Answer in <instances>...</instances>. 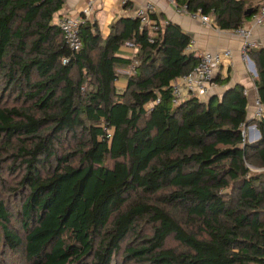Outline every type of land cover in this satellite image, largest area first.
<instances>
[{
	"label": "trees",
	"instance_id": "16d2710c",
	"mask_svg": "<svg viewBox=\"0 0 264 264\" xmlns=\"http://www.w3.org/2000/svg\"><path fill=\"white\" fill-rule=\"evenodd\" d=\"M173 1L210 16L221 31L248 26L264 7V0ZM63 2L0 0L1 92L28 105L0 106V163L6 155L14 159L8 171L23 168L12 190L18 206L0 198V257L12 264H117V257L123 264H264V117L256 121L259 139L248 143L243 87L173 105L172 83L196 64L178 25L162 26L152 15L150 33L124 17L103 39L86 19L72 56L57 26ZM128 42L139 47L138 66L119 91L117 71L131 61L118 52ZM247 55L264 104V50ZM69 140L74 146L60 154ZM139 223L149 234L125 243Z\"/></svg>",
	"mask_w": 264,
	"mask_h": 264
},
{
	"label": "crops",
	"instance_id": "0c3cea01",
	"mask_svg": "<svg viewBox=\"0 0 264 264\" xmlns=\"http://www.w3.org/2000/svg\"><path fill=\"white\" fill-rule=\"evenodd\" d=\"M146 3L154 5L155 15L159 19L160 24L164 25L166 21H169L178 25L185 34L195 41L196 49L208 52L225 50L231 52V58H226L223 64L215 71V82L218 89L214 94L220 96L226 88L240 85L247 92L248 110H251L254 96L257 95L254 85V80L257 77L256 67L248 57L247 52L246 55L249 61L245 62L243 60L241 51L242 40L235 36L232 31L216 30L213 26L202 27L198 21L192 20L188 16L177 14L173 4L165 0H64L59 17L79 16L84 8L89 7L90 15L88 20L97 23L101 37L105 39L109 35L111 24L120 18L130 17L134 10ZM251 43L253 45L252 48L264 50L263 29L255 31ZM118 56L130 60L133 52L124 45L120 48ZM127 69H129V66ZM117 73L119 77L116 81V87L119 91H122L127 84L128 76L126 77L125 75L129 74V72L124 69L118 70ZM225 79L228 80L226 85L221 83ZM249 117L250 111L248 113ZM256 138V133L250 132L246 141L253 143Z\"/></svg>",
	"mask_w": 264,
	"mask_h": 264
},
{
	"label": "built area",
	"instance_id": "2783aa9c",
	"mask_svg": "<svg viewBox=\"0 0 264 264\" xmlns=\"http://www.w3.org/2000/svg\"><path fill=\"white\" fill-rule=\"evenodd\" d=\"M173 4L175 11L179 15L188 16L192 20L198 21L202 27H215L210 16L202 15L200 11L196 13H188L185 7L177 8L173 0H165ZM155 7L152 3H146L131 13L130 18L139 21V31L147 28L150 33L157 30L156 23L151 20V16L155 15ZM89 7L84 8L79 16L60 17L57 20V26L63 36L64 42L70 53L75 55L81 49V39L79 36V27L89 18ZM163 26V25H162ZM216 30H219L215 27ZM257 29L264 30V7L259 10V13L252 18L251 24L244 27H239L232 30V33L241 38L242 40V55L245 62L249 61L246 52L252 48L251 40L254 37ZM151 35V34H150ZM125 46L132 50L133 56L129 66V76L135 74V69L138 62L135 60V54L138 50V45L134 43H126ZM186 51L196 58V64L191 71L175 80L171 85V102L173 105H178L180 102L189 98H195L199 101H205L215 92L218 86L215 82V71L223 64L224 60L231 58V52L228 50L221 52H208L196 49L195 41L190 40L187 45ZM68 62L67 58L62 59V64ZM243 95L247 96V92L243 90ZM159 100L151 103L147 109L157 105ZM264 117V104L259 98L254 96L252 108L250 110V117L248 118L251 123L247 127H242V136L247 140V135L250 132H258L256 121H260ZM259 136H257L258 140ZM256 139L254 140L257 141Z\"/></svg>",
	"mask_w": 264,
	"mask_h": 264
},
{
	"label": "rangeland",
	"instance_id": "374dc122",
	"mask_svg": "<svg viewBox=\"0 0 264 264\" xmlns=\"http://www.w3.org/2000/svg\"><path fill=\"white\" fill-rule=\"evenodd\" d=\"M251 4H256L259 2V0H249ZM56 20V18H55ZM162 25V24H160ZM128 72L130 71L129 69H126ZM126 77L129 76V74L125 75ZM14 95L12 94L11 91H6V88L1 92V87H0V106L1 107H7L10 108L12 106H15L17 108H25L28 105L23 103L22 101H16L13 100ZM259 139V138H258ZM257 140V138H256ZM74 146V143L72 141H67L66 145L61 147V150L58 152L60 154H63V151L66 149H71ZM4 158L1 163H0V198L6 203V205L14 209L18 206V200L19 197H16L15 194L13 193V188L16 186V184L19 181V177L21 175L22 169H19V172L14 174V172L8 171L7 168L9 166H12V162L14 159L10 158V156L3 155ZM14 166H21L20 161L18 160ZM259 172H264L263 170H260ZM139 234V237L142 238L146 234H149V228L146 224L139 223V225L134 229L133 234L130 235L125 243H128L131 238H133L134 234ZM168 245L171 246L173 245V240L168 241ZM2 260L0 264H12L11 262H8L4 260V258L0 257ZM117 264H123L120 262V258L117 257L116 259ZM15 264V263H13ZM18 264H24L22 258H20Z\"/></svg>",
	"mask_w": 264,
	"mask_h": 264
},
{
	"label": "water",
	"instance_id": "95a60500",
	"mask_svg": "<svg viewBox=\"0 0 264 264\" xmlns=\"http://www.w3.org/2000/svg\"><path fill=\"white\" fill-rule=\"evenodd\" d=\"M251 13H252L251 9H247V10L245 11L244 15H245L246 17H249V16L251 15ZM248 125H249V121H247V122L245 123L244 126L247 127ZM256 135L259 136V133L256 132Z\"/></svg>",
	"mask_w": 264,
	"mask_h": 264
}]
</instances>
